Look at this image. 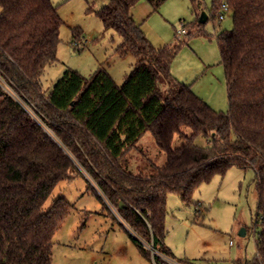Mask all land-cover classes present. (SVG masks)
<instances>
[{"label": "trees", "instance_id": "16d2710c", "mask_svg": "<svg viewBox=\"0 0 264 264\" xmlns=\"http://www.w3.org/2000/svg\"><path fill=\"white\" fill-rule=\"evenodd\" d=\"M146 1L158 10L165 0ZM190 1L196 19L182 24L184 34L205 33L201 0ZM136 2L109 0L94 10L106 29L119 34L116 51L135 58L128 79L148 80L138 100L120 88L123 114L138 120L128 141L114 151L71 104L56 105L41 87L45 67L57 59L62 24L57 6L52 0H0V264H55L53 235L72 204L63 196L47 209L44 203L60 181L78 175L116 208L154 264H173L167 259L191 264L178 260L164 242L167 193L189 203L202 182L231 166L255 171L260 229L256 254L244 264H264V0H212L213 17L219 18L223 2L233 17L231 29L216 33L226 112L213 109L171 74L178 46L152 44L133 18ZM146 134L164 154L162 164L145 149ZM199 135L206 145L195 143Z\"/></svg>", "mask_w": 264, "mask_h": 264}, {"label": "rangeland", "instance_id": "374dc122", "mask_svg": "<svg viewBox=\"0 0 264 264\" xmlns=\"http://www.w3.org/2000/svg\"><path fill=\"white\" fill-rule=\"evenodd\" d=\"M52 2L62 24L57 59L45 67L40 77L41 87L56 105L71 104L72 112L86 118L94 131L106 136L111 149L118 151L131 137L138 120L134 114H123L125 101L123 104V99L120 100V88L131 100H138L148 80L143 76L128 79L134 56L116 51L119 34L106 29L94 12L109 0ZM202 11L207 14L202 24L205 33L186 36L179 35L182 24L196 19L190 0H165L158 10H153L146 0H137L132 7L135 21L141 24L154 46L177 44L171 74L189 84L213 109L226 112L227 88L216 33L231 29L233 17L229 11L224 12L222 19L213 17L212 0H201L199 13ZM65 71L67 76L57 81ZM88 78L91 80L85 85ZM186 132L190 133L188 129ZM143 143L149 155L162 164L164 154L158 152L150 135L143 137ZM195 143L208 142L199 135ZM58 196L67 199L72 208L53 235L55 264H154L152 258L141 253L116 208L106 199H100L83 176L60 181L44 208H49ZM166 207L164 242L181 262L244 264L245 260L254 258L253 228L256 234L260 223L255 222L257 190L252 168L231 166L224 175H214L194 190L189 203H183L177 193L169 192ZM241 227L246 228L245 236L238 234Z\"/></svg>", "mask_w": 264, "mask_h": 264}, {"label": "built area", "instance_id": "2783aa9c", "mask_svg": "<svg viewBox=\"0 0 264 264\" xmlns=\"http://www.w3.org/2000/svg\"><path fill=\"white\" fill-rule=\"evenodd\" d=\"M229 10L230 9H229L228 5L225 2H223L221 4V9H220V12H219V19H222L224 17V12H227ZM184 33H185V29L182 26V29L179 30V35L184 34ZM253 236H255V229L254 228H253ZM150 248L153 249L152 247H150Z\"/></svg>", "mask_w": 264, "mask_h": 264}, {"label": "water", "instance_id": "95a60500", "mask_svg": "<svg viewBox=\"0 0 264 264\" xmlns=\"http://www.w3.org/2000/svg\"><path fill=\"white\" fill-rule=\"evenodd\" d=\"M206 19H207V14H206L204 11H202V12L200 13L199 20H200L201 22H205ZM238 234H239L240 236H245V234H246V228H245V227H241V228L239 229V231H238Z\"/></svg>", "mask_w": 264, "mask_h": 264}, {"label": "crops", "instance_id": "0c3cea01", "mask_svg": "<svg viewBox=\"0 0 264 264\" xmlns=\"http://www.w3.org/2000/svg\"><path fill=\"white\" fill-rule=\"evenodd\" d=\"M132 15H133V12H132ZM134 18V17H133ZM121 220V219H120ZM122 221V220H121ZM122 224H123V221H122ZM125 224V223H124ZM127 227V225H126ZM127 229L131 232V230L127 227ZM132 233V232H131ZM247 233V232H246Z\"/></svg>", "mask_w": 264, "mask_h": 264}]
</instances>
